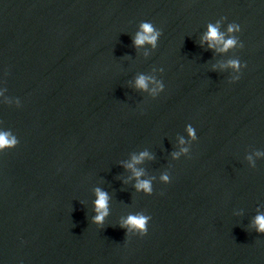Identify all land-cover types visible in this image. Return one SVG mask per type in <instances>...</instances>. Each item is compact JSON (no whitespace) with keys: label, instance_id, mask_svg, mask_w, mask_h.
<instances>
[{"label":"water","instance_id":"95a60500","mask_svg":"<svg viewBox=\"0 0 264 264\" xmlns=\"http://www.w3.org/2000/svg\"><path fill=\"white\" fill-rule=\"evenodd\" d=\"M4 132L0 264H264V0H0Z\"/></svg>","mask_w":264,"mask_h":264},{"label":"clouds","instance_id":"9594fccd","mask_svg":"<svg viewBox=\"0 0 264 264\" xmlns=\"http://www.w3.org/2000/svg\"><path fill=\"white\" fill-rule=\"evenodd\" d=\"M239 30L240 28L239 25L237 24H230L228 27L229 33ZM161 34L162 33L160 31H157L150 22H143L140 25V31L137 32L134 38V44L137 47H140L143 46L145 43H148L151 44L153 47H155L157 39L158 37L161 36ZM204 40L210 42L209 47H214L216 44H223V47L219 49L222 52L227 51L229 48L235 46L236 44V40L233 38L225 40L224 35L220 33L218 30V25L213 26L212 24L208 25V32L204 36ZM242 46L243 45H241V47ZM229 65L236 70H239V68L242 67V65H240L239 62L235 60L229 61ZM243 66L246 67V65ZM236 79H239V77H237ZM136 86L140 89L146 90L148 86V78L145 76H140L136 80ZM187 131L193 139L196 138L194 130L191 127H189ZM183 142L184 141L181 140V143ZM17 143H18L17 139L15 137H12L9 133L7 132L0 133V150L14 147ZM182 151L187 152V149H182ZM147 155L148 153L144 152L141 153L139 157H133V164L141 162L144 159V157ZM174 155H178V154H174ZM249 159L251 158L249 157ZM133 164H129L127 165V167L132 168L135 176L139 178L143 173L140 171H136L133 168ZM162 180L167 182L168 177L163 176ZM136 188L138 191L142 190L149 195L152 194V186L150 181L138 179ZM96 195H97V199L95 201V211L97 214L94 217V222L98 224H102L104 218L108 215V210H107L108 196L105 192L101 191L100 189H96ZM150 219H151L150 216H146L143 214L132 215L129 216L121 226L139 231L140 236L142 237L147 234L148 223ZM254 224L256 226L257 232L264 233V215H257L255 217Z\"/></svg>","mask_w":264,"mask_h":264}]
</instances>
